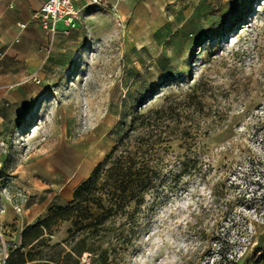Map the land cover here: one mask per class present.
<instances>
[{"label":"rangeland","instance_id":"1","mask_svg":"<svg viewBox=\"0 0 264 264\" xmlns=\"http://www.w3.org/2000/svg\"><path fill=\"white\" fill-rule=\"evenodd\" d=\"M120 1L88 9L76 29L43 47L42 75L27 79L39 88L30 109L0 134V214L37 198L34 223L50 204L68 203L127 133L156 171L155 185L137 212L140 232L111 252L110 264H264V0H228L193 36L137 27ZM156 110L152 125L126 131L135 113ZM67 151L72 161L98 155L79 176L63 164ZM43 156L53 161L50 175L36 174L47 189L30 184L26 170ZM70 228L69 220L52 227L41 256L68 251ZM20 232L0 228V264Z\"/></svg>","mask_w":264,"mask_h":264},{"label":"trees","instance_id":"2","mask_svg":"<svg viewBox=\"0 0 264 264\" xmlns=\"http://www.w3.org/2000/svg\"><path fill=\"white\" fill-rule=\"evenodd\" d=\"M161 113L159 110L135 113L126 131L152 125L156 118L151 114L161 118ZM135 123L138 124L134 126ZM125 134L119 135L110 151L73 190L68 203L49 207L45 216L21 230L20 244L8 249L4 264H68L73 256L80 258L85 252L94 256L91 264L113 262L111 252L140 232L137 212L145 202V194L154 189L156 176L144 158L143 147L131 144ZM103 175H106L103 183L97 186ZM117 218L124 221L111 231L110 223ZM68 220L69 237L74 241L69 250L52 252L48 258L41 256L44 235L58 222Z\"/></svg>","mask_w":264,"mask_h":264},{"label":"crops","instance_id":"3","mask_svg":"<svg viewBox=\"0 0 264 264\" xmlns=\"http://www.w3.org/2000/svg\"><path fill=\"white\" fill-rule=\"evenodd\" d=\"M44 1L0 0V134L6 125L13 123L17 115H22L30 109L29 105L31 106L33 102L32 95H35L39 89L36 84L30 83L28 80L42 75L39 72V65L42 62L41 52L50 36L29 20ZM81 1L78 0V2ZM109 1L116 2V0ZM227 1L121 0L117 4L124 15L129 10H133L134 22L137 27L150 22L153 27L161 25L168 29L173 28L174 31H179L184 36H193L198 34L197 30H199L200 24L208 18L209 14L214 12L218 6L225 5ZM82 16H85V12L82 13ZM21 25L24 26L21 27ZM69 153L67 151L66 158L63 156V164L67 161L69 168L72 162V165L76 166L79 176L83 175L94 162L88 155L87 157L74 155L72 161ZM52 164L53 161L45 156L32 158L26 169L29 175V183L33 185L39 183L41 185L39 189H47L46 181L44 180L45 182L42 183V177H37L36 174L43 177L50 175ZM94 166L84 179L88 177ZM69 186L70 184H66V187ZM73 190L71 191V199ZM53 205V203L50 204L47 209ZM37 206V198L22 203L20 213H16L14 209L12 210L7 206L0 214V228L15 225L22 230L31 224V220L41 212L40 208H36Z\"/></svg>","mask_w":264,"mask_h":264},{"label":"built area","instance_id":"4","mask_svg":"<svg viewBox=\"0 0 264 264\" xmlns=\"http://www.w3.org/2000/svg\"><path fill=\"white\" fill-rule=\"evenodd\" d=\"M104 0H45L39 9L35 11L29 22L35 23L43 29L50 37L57 34H66L76 29L82 19V13L88 9L100 11ZM24 25H21L23 27ZM34 82L39 80L33 77ZM1 166V164H0ZM15 210L20 212V208Z\"/></svg>","mask_w":264,"mask_h":264},{"label":"bare ground","instance_id":"5","mask_svg":"<svg viewBox=\"0 0 264 264\" xmlns=\"http://www.w3.org/2000/svg\"><path fill=\"white\" fill-rule=\"evenodd\" d=\"M137 45H138V47H141L140 44H137ZM97 155H98V153H96V154H95V153H92V155H90V158H91L92 160H95V158H96ZM92 160H91V161H92ZM65 189H68V187H66Z\"/></svg>","mask_w":264,"mask_h":264}]
</instances>
